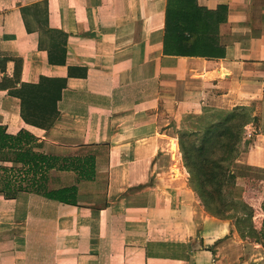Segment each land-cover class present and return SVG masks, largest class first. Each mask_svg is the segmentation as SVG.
Segmentation results:
<instances>
[{"label":"crops","instance_id":"1","mask_svg":"<svg viewBox=\"0 0 264 264\" xmlns=\"http://www.w3.org/2000/svg\"><path fill=\"white\" fill-rule=\"evenodd\" d=\"M192 2L210 13L204 37L180 35L179 20L168 30L167 0H0V83L14 85L0 89V127L28 133L34 152L94 158L92 180L47 174V189L76 186L74 205L0 193V264H264V180L235 177L249 219L211 216L175 134L186 117L243 110L235 163L264 172V0ZM36 4L49 33L22 12ZM194 44L204 55H175ZM42 79L65 83L47 128L25 123L11 93ZM0 167L29 187L20 163Z\"/></svg>","mask_w":264,"mask_h":264},{"label":"trees","instance_id":"2","mask_svg":"<svg viewBox=\"0 0 264 264\" xmlns=\"http://www.w3.org/2000/svg\"><path fill=\"white\" fill-rule=\"evenodd\" d=\"M182 1L177 0L175 3L174 0H167L165 20L168 30L171 28V22L179 20L182 23L178 30L180 35L204 37L209 24L202 17L205 16L211 20L210 13L197 8L192 2L194 0L189 3V6ZM27 10H33L32 14L38 18V22L45 33L51 32L47 26L46 17L45 19L41 17L43 11H40L39 5L23 8L24 15ZM44 14H46L45 7ZM185 25H189L190 28H186ZM183 38L187 39L186 36ZM199 45L194 44L192 49L195 51L189 47L186 51L177 50L175 55H204V52L199 49ZM181 47L188 48L187 46ZM49 63L63 64L64 56L56 57L53 53V56H49ZM64 85V81L61 80L42 79L38 85L24 84L18 90L11 91L20 100L22 120L38 128L49 127L55 116V102ZM7 87H14V85L7 80L0 83V89L4 90ZM238 111L240 110L215 114L218 119L205 125L200 136L193 133L194 137H197L195 138L197 143L187 142L186 137L192 136L191 132H185L178 136L182 162L190 177V187L199 197L205 211L219 219L223 218L225 209L235 212L240 210L247 215V219L251 215L250 209L240 200L239 190L234 182L237 174L232 169L237 165L235 163L236 143L240 136L239 132L248 119L243 110L241 113ZM35 145H37L36 140L28 133L21 131L16 136H10L5 133L3 127H0V159L16 164L20 163L22 170L18 175H21L23 180L27 179L30 182L29 187L25 188L11 186V179L7 174L9 170L0 167L4 175L0 179V193L5 198H14L17 192L24 191L58 203L76 204V186L55 190L47 189L45 186L47 174L50 170L72 171L78 180H92L94 177V158L92 156L74 158L44 155L32 150ZM18 175H13V177L17 179ZM226 187L228 194H232L229 199L230 202L224 201L223 198L222 190ZM262 210L264 212V204ZM261 235L264 237V222Z\"/></svg>","mask_w":264,"mask_h":264},{"label":"rangeland","instance_id":"3","mask_svg":"<svg viewBox=\"0 0 264 264\" xmlns=\"http://www.w3.org/2000/svg\"><path fill=\"white\" fill-rule=\"evenodd\" d=\"M238 112L241 113V111H238ZM215 113L216 112H209V113H206V114L199 116V117H186V118H184L182 127L178 131H176L175 134L177 136H179L182 133L191 132L192 136L186 137L187 142L197 143L198 141H197V139H195L197 137L196 136L194 137L193 133L197 134V136H200L205 125L209 124L212 121H216L218 119V117L215 116ZM224 113H226V112H224ZM240 113H238V114H240ZM241 132H242V129L239 132L240 136H239L238 141L236 143V158L241 156V151H243V149L245 148L244 145H242ZM237 159H239V158H237ZM232 169L235 172V174H237L238 176L243 175V176L248 177L249 179H253V180H264V172L263 171H256V170L251 171V170H248L246 167L241 166L239 164H237L236 167H234ZM189 184H190V182H189ZM190 186H191V184H190ZM222 193L224 194L223 195L224 201L230 202L229 199L231 198L232 194L231 195L228 194V188L227 187L223 188ZM225 194H227V196H225ZM239 194H240V192H239ZM238 211L239 212H235L234 210L225 209L223 212L224 216L222 219H230V220H232V222H236V221H234L235 218L239 217V213H242V211H240V210H238ZM243 228H244V226H243Z\"/></svg>","mask_w":264,"mask_h":264}]
</instances>
